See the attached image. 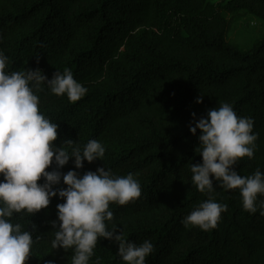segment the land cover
<instances>
[{"label": "trees", "instance_id": "16d2710c", "mask_svg": "<svg viewBox=\"0 0 264 264\" xmlns=\"http://www.w3.org/2000/svg\"><path fill=\"white\" fill-rule=\"evenodd\" d=\"M242 16L263 25L249 49L229 40ZM0 50L9 72L40 69L50 80L68 68L88 89L73 104L42 85L40 111L59 124L57 146L73 140L83 147L91 139L105 146L103 161L75 169L70 160L62 173L106 167L139 180L141 197L111 204L114 219L106 223L136 244L153 243L146 264H264V196L252 213L238 190L221 189L214 178V192L198 191L190 165L202 163L195 151L200 131L189 129L193 113L198 120L230 104L259 134L254 158L235 170L264 172V0H0ZM210 196L228 205L217 227H185L184 217ZM59 203L57 196L35 215L14 214L23 230L36 226L27 264H70L73 250L51 247ZM118 250L101 238L89 264L97 257L124 264Z\"/></svg>", "mask_w": 264, "mask_h": 264}, {"label": "clouds", "instance_id": "9594fccd", "mask_svg": "<svg viewBox=\"0 0 264 264\" xmlns=\"http://www.w3.org/2000/svg\"><path fill=\"white\" fill-rule=\"evenodd\" d=\"M8 65L9 57L0 50V264H27L31 256L36 226L23 230L22 224L13 221L14 214L35 215L57 196L63 203L56 205L57 220L51 222L55 229L51 247L73 250L70 264H89L101 238L118 244L124 264H146L153 243L136 244L122 232L109 230L106 223L114 219L111 204L124 206L141 197L139 180L132 173L117 176L106 167L83 175L74 170L62 173L60 169L70 160L75 169H82L85 161H103L105 146L97 139L83 147L73 140L57 146L59 124L40 111L36 92L42 85L56 96L66 95L73 104L85 97L88 89L68 68L56 71L49 80L40 69L9 72ZM196 103H203L202 95ZM192 115L194 124L189 129L193 135L200 131L195 151L202 157V163L190 165L192 185L201 193H212L214 178L221 189L238 190L243 209L255 213L258 198L264 196V172L257 169L242 176L235 170L241 159L254 158L259 134L253 131V119L238 116L228 103L208 110L198 120ZM53 164L55 169L49 171ZM61 182L66 187H56ZM260 205L264 207V201ZM227 209V204L210 196L182 223L208 231L217 227ZM96 264H100L99 257Z\"/></svg>", "mask_w": 264, "mask_h": 264}, {"label": "rangeland", "instance_id": "374dc122", "mask_svg": "<svg viewBox=\"0 0 264 264\" xmlns=\"http://www.w3.org/2000/svg\"><path fill=\"white\" fill-rule=\"evenodd\" d=\"M223 0H210L212 3L222 2ZM263 25L257 20L242 16L232 22L229 40L243 49H249L253 43L262 37Z\"/></svg>", "mask_w": 264, "mask_h": 264}]
</instances>
